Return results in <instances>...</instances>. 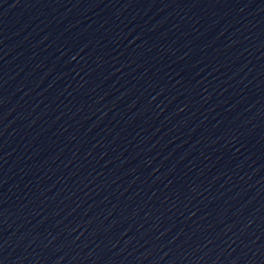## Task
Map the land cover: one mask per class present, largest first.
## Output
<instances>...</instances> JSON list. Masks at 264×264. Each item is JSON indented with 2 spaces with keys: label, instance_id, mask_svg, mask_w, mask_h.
Segmentation results:
<instances>
[{
  "label": "water",
  "instance_id": "obj_1",
  "mask_svg": "<svg viewBox=\"0 0 264 264\" xmlns=\"http://www.w3.org/2000/svg\"><path fill=\"white\" fill-rule=\"evenodd\" d=\"M0 264H264V0H0Z\"/></svg>",
  "mask_w": 264,
  "mask_h": 264
}]
</instances>
